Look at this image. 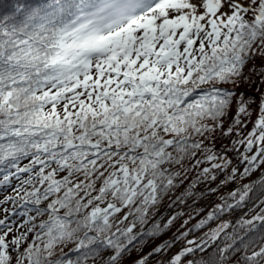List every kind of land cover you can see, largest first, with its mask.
Wrapping results in <instances>:
<instances>
[{"label": "snow or ice", "instance_id": "obj_1", "mask_svg": "<svg viewBox=\"0 0 264 264\" xmlns=\"http://www.w3.org/2000/svg\"><path fill=\"white\" fill-rule=\"evenodd\" d=\"M13 184L0 264H264V0H18L0 15Z\"/></svg>", "mask_w": 264, "mask_h": 264}, {"label": "trees", "instance_id": "obj_2", "mask_svg": "<svg viewBox=\"0 0 264 264\" xmlns=\"http://www.w3.org/2000/svg\"><path fill=\"white\" fill-rule=\"evenodd\" d=\"M17 2H18V0H0V15H4V14L11 15L12 9L16 6ZM20 2L26 3L31 8H38V7L43 6L45 3H47L48 0H20ZM257 63H259V61H257ZM242 90L243 91H249L248 89H242ZM250 94H254L257 96L256 104L258 105L259 93H250ZM253 108H254V110L252 112L251 120L247 123V127L243 129L244 135H247V133L252 130L251 128L253 127L254 122L257 118L256 105H254ZM224 142L227 143V141H224ZM219 147H220V142L218 141L217 142V148H219ZM230 155H232V154H230ZM247 182H248L247 180H244L241 183H247ZM212 186L215 187L216 185H212ZM13 187H18V184H13V185H10V186L4 187V188H0V200H3L4 197L9 195V194L14 195V193L12 192ZM235 187H237L236 184L229 185V186L221 189L215 195H212L210 198L202 201L199 205H197V207L199 209H201L200 215L195 216V218L190 222L188 227H192L195 223H197L201 218H203L206 215V213L208 211V207L210 206V202H218L220 195L227 194V192L231 191ZM177 194H179V193H177ZM257 196H259V192H257L256 195L253 196V199L251 201H249L248 206L246 208L236 209L235 210L236 215L238 216L240 214H243L244 212H249V210H251L252 214L259 211V207L256 206L259 204V201L256 199ZM262 198H264V197H262ZM189 204H191L190 201H189ZM101 206L103 207L104 205H101ZM7 207H11V205H7ZM173 211H175V209H169L167 207V202H165V205L160 208V215L167 218L170 214H172ZM185 211H191L194 213L195 209L188 208V209H185ZM229 215H231V214H229ZM3 216H4L3 211H0V218H3ZM231 219H232V216H231ZM179 224H180V221H178L176 223V225L172 228V230L170 232H168L166 235H163L161 237V239L167 240L170 236H172L174 233H176L177 229L179 228ZM213 224L214 223H210L209 227L212 226ZM203 231H208V228L206 227ZM198 235H202V232L198 231V232L194 233L192 236H189V239H193V238H195V236H198ZM251 239L256 240V241H260L261 236L258 234H252ZM159 242H160L159 240L155 241V243H159ZM155 243H149L148 246L144 248V252L145 253L149 252L151 250V248L155 246ZM221 243H223V241H221ZM180 247H181V245L179 243H177L176 246L171 250V252L167 253V255H171L172 252L178 251ZM237 247L242 248L241 245H237ZM238 254L239 253H233V255H238ZM136 255H137V253L135 251H133L132 256L135 257ZM242 258L243 257H241V259ZM160 259H161L160 256H156L153 258L152 261H150V264H155V262L157 260H160Z\"/></svg>", "mask_w": 264, "mask_h": 264}, {"label": "rangeland", "instance_id": "obj_3", "mask_svg": "<svg viewBox=\"0 0 264 264\" xmlns=\"http://www.w3.org/2000/svg\"><path fill=\"white\" fill-rule=\"evenodd\" d=\"M258 97H259V96H258ZM258 100H259V99H258ZM251 129H253V127H252ZM227 218L230 220V219H231V215H229ZM210 227H214V226L212 225V226H210Z\"/></svg>", "mask_w": 264, "mask_h": 264}]
</instances>
